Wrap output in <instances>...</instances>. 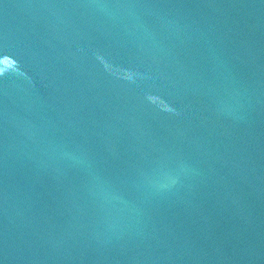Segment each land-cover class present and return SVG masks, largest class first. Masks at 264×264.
<instances>
[{"label":"water","instance_id":"obj_1","mask_svg":"<svg viewBox=\"0 0 264 264\" xmlns=\"http://www.w3.org/2000/svg\"><path fill=\"white\" fill-rule=\"evenodd\" d=\"M0 264H264V0H0Z\"/></svg>","mask_w":264,"mask_h":264}]
</instances>
